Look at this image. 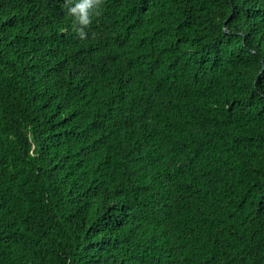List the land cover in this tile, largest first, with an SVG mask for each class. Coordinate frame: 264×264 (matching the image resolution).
Returning <instances> with one entry per match:
<instances>
[{
    "label": "trees",
    "instance_id": "16d2710c",
    "mask_svg": "<svg viewBox=\"0 0 264 264\" xmlns=\"http://www.w3.org/2000/svg\"><path fill=\"white\" fill-rule=\"evenodd\" d=\"M0 0V264H264V0Z\"/></svg>",
    "mask_w": 264,
    "mask_h": 264
},
{
    "label": "clouds",
    "instance_id": "9594fccd",
    "mask_svg": "<svg viewBox=\"0 0 264 264\" xmlns=\"http://www.w3.org/2000/svg\"><path fill=\"white\" fill-rule=\"evenodd\" d=\"M67 2L71 4L68 12L73 16L78 26L77 31L83 37L85 35L84 28L91 22L90 11L99 7V0H67Z\"/></svg>",
    "mask_w": 264,
    "mask_h": 264
}]
</instances>
